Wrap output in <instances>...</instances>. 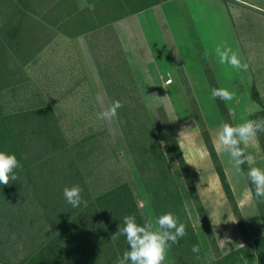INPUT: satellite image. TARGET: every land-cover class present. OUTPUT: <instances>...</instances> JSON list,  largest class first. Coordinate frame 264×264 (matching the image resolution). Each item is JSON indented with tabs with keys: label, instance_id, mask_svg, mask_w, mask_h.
Wrapping results in <instances>:
<instances>
[{
	"label": "rangeland",
	"instance_id": "obj_1",
	"mask_svg": "<svg viewBox=\"0 0 264 264\" xmlns=\"http://www.w3.org/2000/svg\"><path fill=\"white\" fill-rule=\"evenodd\" d=\"M4 3L0 2V28L7 17ZM1 36L0 32V41L6 39ZM222 45L238 50L248 60L249 70L220 65L216 49ZM3 49L0 47V105L9 112L50 107L70 140L81 143L78 149H83L84 156L79 165L92 195L127 181L142 214L157 217L119 118L112 122L97 119L101 110L98 98L112 101L105 81L118 70L110 71L107 63L117 62L119 51L129 63L160 142L170 140L165 115L189 165L199 199L186 189L184 205L203 252L202 264H210L264 233V203L254 200V186L246 175L234 172L230 156L217 150V133L226 120L211 98L206 73L210 68L219 88L236 94L239 102H225L233 125L264 111V0H169L95 35L72 39L60 35L39 54ZM255 89L260 103L252 97ZM206 138L218 153L237 205L236 194L245 203L250 198L243 211V227L221 185ZM242 147L255 157L253 166L264 169L259 157L260 149L264 158V133ZM69 163L70 157H62L57 169L70 172ZM49 166L21 175L0 189L4 264H19L51 236L58 221L51 213L55 200L43 195V177L49 175ZM65 186L61 185L62 190ZM202 211L218 246L205 228ZM182 223L186 225V219ZM165 264L184 263L171 248Z\"/></svg>",
	"mask_w": 264,
	"mask_h": 264
},
{
	"label": "trees",
	"instance_id": "obj_2",
	"mask_svg": "<svg viewBox=\"0 0 264 264\" xmlns=\"http://www.w3.org/2000/svg\"><path fill=\"white\" fill-rule=\"evenodd\" d=\"M3 1L7 17L0 32L6 39L0 41V47L10 49L14 54L32 56V52L41 53L60 35L70 39L95 35L110 29L117 21L169 0H0ZM82 2L86 3L84 7ZM117 54L119 60L108 62L107 67L118 72L115 76L110 75L109 79L106 75L103 77L111 99L119 100L123 105L118 110L119 122L136 166L151 193L155 214L172 212L180 222L186 219L187 235L171 248L184 264H202L203 252L184 205L186 189L199 199L189 165L165 115L170 140L166 144L160 142L129 63L122 52ZM206 73L211 89L219 88L212 70L207 68ZM252 97L261 102L256 89ZM215 100L226 122L232 124L226 103ZM250 118H264V111L252 114ZM205 140L227 199L233 204L235 216L242 226L243 217L218 153L209 139ZM80 144L70 140L55 113L46 105L11 112L0 105V151L14 153L20 160L23 170L18 171V176L51 164L49 175L43 177V195L55 200L51 213L58 220L51 236L19 264H115L128 248L125 237L121 236L115 243L110 239L123 217L135 215L141 223L142 217H147L140 211L127 181L99 195L94 196L88 191L86 177L79 165L84 156L83 149H78ZM62 157H70V172L63 173L57 169L61 167ZM243 169L247 172L248 166L244 165ZM63 184L68 187L79 184L87 205L73 208L63 200ZM2 187L0 185V189ZM202 220L215 246H218L203 211ZM193 245L200 247L198 259L191 251ZM243 258L248 260V264H256L257 258L259 264H264V235L253 242L247 240L244 246L230 253L217 256L210 264H244ZM0 264H4L1 255Z\"/></svg>",
	"mask_w": 264,
	"mask_h": 264
},
{
	"label": "clouds",
	"instance_id": "obj_3",
	"mask_svg": "<svg viewBox=\"0 0 264 264\" xmlns=\"http://www.w3.org/2000/svg\"><path fill=\"white\" fill-rule=\"evenodd\" d=\"M220 65L230 66L237 71L247 72L249 62L238 50L230 46H220L216 49ZM212 99L227 102L237 100L236 94L227 88H213ZM98 103L101 110L97 119L112 122L118 119V110L123 107L119 100L105 102L100 97ZM123 123V121H121ZM264 133V118L247 119L245 122L233 125L224 122L217 133V150L227 153L233 163L236 174L246 175L247 180L254 186V200L264 203V169L253 166L255 157L247 154L241 145H250L258 136ZM248 166V171L243 173V166ZM23 170V165L14 153L0 151V185L7 186L19 179L18 171ZM83 189L79 184L63 188V198L73 208H78L87 201L82 198ZM187 235L186 225L172 212H166L155 218L142 217V223L137 221L135 215H125L118 230L111 235L113 243L121 236L125 237L128 248L118 257L115 264H165L168 250L179 240ZM191 251L199 258L200 247L193 245ZM244 259V264L248 260ZM256 264H259L258 258Z\"/></svg>",
	"mask_w": 264,
	"mask_h": 264
},
{
	"label": "crops",
	"instance_id": "obj_4",
	"mask_svg": "<svg viewBox=\"0 0 264 264\" xmlns=\"http://www.w3.org/2000/svg\"><path fill=\"white\" fill-rule=\"evenodd\" d=\"M161 4H162V3H161ZM259 157H261L262 162L264 163L263 152H262L260 149H259ZM222 161H223V160H222ZM226 171H227V169H226ZM232 188H233V186H232ZM233 189H234V188H233ZM244 195H246V193H245ZM247 196H248V194H247ZM236 197H237L238 205H239V208H240V210H241L242 216H245V215L243 214L244 207H245V205L250 204V203H248V201H250V198H249V200H247V203H245V201H244L242 198H240V197H241L240 194H239V195L236 194ZM245 199H247V198H245ZM263 235H264V233H262V234H260V235L257 234V235L255 236V239H257V238H259V237H261V236H263Z\"/></svg>",
	"mask_w": 264,
	"mask_h": 264
},
{
	"label": "built area",
	"instance_id": "obj_5",
	"mask_svg": "<svg viewBox=\"0 0 264 264\" xmlns=\"http://www.w3.org/2000/svg\"><path fill=\"white\" fill-rule=\"evenodd\" d=\"M169 83L171 82V81H168Z\"/></svg>",
	"mask_w": 264,
	"mask_h": 264
}]
</instances>
